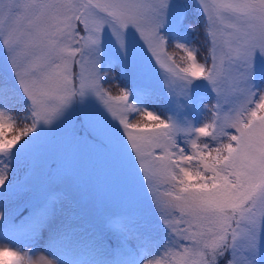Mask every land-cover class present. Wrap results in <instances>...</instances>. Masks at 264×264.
<instances>
[{"label":"snow or ice","instance_id":"obj_1","mask_svg":"<svg viewBox=\"0 0 264 264\" xmlns=\"http://www.w3.org/2000/svg\"><path fill=\"white\" fill-rule=\"evenodd\" d=\"M194 3L209 57L200 63L188 43H176L186 53V66L172 61L169 71L182 81L178 95L185 109L201 99L204 84L216 94L215 105H203L212 114V123L203 126L129 105L127 89L115 97L104 89V83L115 79L109 76L114 65L127 69L116 59L103 67L105 34L131 65L147 54L145 45L161 62L170 43L163 30L179 34L186 0H0V48L14 80L9 84L0 76V104L18 99L31 120L17 132L12 117L6 118V108H0V264H262L264 87L256 85L264 80V0ZM197 24L187 27L195 31ZM225 80L232 82L233 95L224 96L221 107ZM89 97L98 98L104 107L87 105ZM113 102L123 106L121 112H142L146 122L141 126L122 114L118 117ZM77 104L80 110L73 112ZM117 118L123 131L113 122ZM76 122L118 153L125 177L121 199L138 205L147 197L158 213L167 240L156 244L155 252L136 213L124 211L105 222L125 239L135 234L144 254L122 244L119 259H110L94 236L78 234L74 214L57 223L56 196L42 186L35 189L22 219L9 210V199L34 176L21 179L20 165L43 159L40 149L53 133L63 125L74 132ZM194 135L218 146L198 143ZM187 140L191 153L184 146ZM56 175L79 177L62 164ZM158 184L171 189L161 195ZM46 229L50 258H37L31 249L25 252L4 242L9 235L35 239ZM58 248L86 258L67 261Z\"/></svg>","mask_w":264,"mask_h":264},{"label":"rangeland","instance_id":"obj_2","mask_svg":"<svg viewBox=\"0 0 264 264\" xmlns=\"http://www.w3.org/2000/svg\"><path fill=\"white\" fill-rule=\"evenodd\" d=\"M186 3H188V7L179 34L174 35L168 28L163 30V34L170 42L166 48V54L161 55L160 58L165 65L164 67L161 66V62H158L156 57L152 56L151 51L147 50V45H145L147 54L144 53L136 65H131L128 61L122 60L119 48L111 42V37L107 33L105 34L103 67L107 68L108 63L116 59L120 60L121 64L127 65V69H122L120 64L114 65L109 76L115 77V79H110L104 83V89L112 97L121 95L122 90L127 89L131 92L129 105L136 104L138 108L153 111L161 118L173 116L181 121L186 118L189 123L195 126H203L204 123H212L210 118L212 114L203 108V105H208L209 108L215 105L217 103L216 94L210 92L204 82H197L204 84L201 90V99H198L193 107L185 109L181 105V97L178 95V85L182 81L169 71V67L173 66L172 61H175V64L180 67L186 66L185 59H182L186 53L176 48V43H188L196 51L197 61L200 63H205L206 58L209 57L204 29L200 24H197L201 19L200 13L194 0H186ZM188 24H197L196 30L190 31L187 27ZM129 31L130 33L134 32L132 29ZM180 31L184 32L180 33ZM168 57H171V60ZM207 62L210 64V60ZM76 70H79L78 67ZM0 75L7 77L9 84H14L11 73L7 69L6 54L2 48H0ZM256 86L264 87V80H258ZM231 89L232 82L225 80L221 85V107H223V97L233 95ZM22 104L16 98L11 103L0 104V108H6L4 109L6 118L10 114L13 115L12 120L16 125L17 132L21 130V127L27 126L28 122L31 123V120H28V113L25 114L27 117L23 115ZM86 104L93 107H104L102 101L96 97L87 98ZM80 107L79 104L74 105L73 112L79 111ZM122 107L121 104L113 102V108L117 111L118 117L122 114L129 123L141 126L146 122L142 112H121ZM105 111L107 110L105 109ZM108 115L109 119H112L111 113ZM113 122L119 125L118 118ZM119 126L123 131L122 125ZM209 131L211 132L212 129ZM192 138L201 144L207 142L213 147L218 146L210 138L196 135ZM222 139L227 143L226 137ZM184 146L189 153L193 151L191 140H187ZM40 151L43 159L36 161L29 159L18 168V175L21 179L34 172V176L26 188L8 201L9 210L13 211V214H18L19 219L27 215L28 202L35 197V189L42 186L56 196L55 207L59 211L57 223L63 220L66 214H74L76 216L75 226L79 230V235L94 236L100 244L101 240H105L111 247H121L123 244L144 254L143 250L139 249V240L135 234H130L125 239L115 233L111 227L106 226L105 218L111 221L118 214L128 211L138 214L143 225L141 230L150 233L153 241L151 246L153 252L156 251V244L162 241L166 243L167 233L158 226V213L152 211L147 197H144L140 204L133 205L123 201L119 196L125 183L121 160L118 153L102 137L96 138L90 129L76 122L74 132L70 125H63L58 128ZM59 164L76 173L79 177L56 175ZM157 188L163 195L171 189V185L158 184ZM13 199L14 202L11 206L9 203ZM4 242L11 243L16 248H22L25 252L31 249L37 258H50L51 240L47 229L35 239L30 240L22 235H9ZM103 247L106 248L107 246L103 245ZM57 250L62 253L67 261L84 259L80 255L74 258L75 252L72 249L58 248ZM110 251L116 253L111 248ZM117 258L119 259V256ZM261 261L264 264V251L261 253Z\"/></svg>","mask_w":264,"mask_h":264},{"label":"trees","instance_id":"obj_3","mask_svg":"<svg viewBox=\"0 0 264 264\" xmlns=\"http://www.w3.org/2000/svg\"><path fill=\"white\" fill-rule=\"evenodd\" d=\"M184 31H180V33H183ZM0 76H3V75H0ZM14 99V98H13ZM13 99H11L8 103H11L12 102V100ZM7 103V104H8ZM22 108H24V117H27V115H25V114H27V111H26V106L24 105V104H22ZM10 116L11 117H13V115L12 114H10ZM28 120H30L29 118H28ZM28 124H29V122H28ZM27 124V125H28ZM21 129H23V127H21ZM17 131V130H16ZM14 202V199L9 203V204H11V206L13 205L12 203ZM14 215H18V214H14ZM18 217H20V216H18ZM20 219H22V218H20ZM18 220V219H17ZM17 222H19V221H17ZM102 242H101V244L102 245H105V246H107L105 249H107L108 250V252L110 253V256H109V258L110 259H113V258H115V259H118L117 258V256H119V250H120V248L121 247H119V246H114V247H111V246H109V243L108 242H106L105 240H101ZM113 241H115V240H113ZM110 248L111 249H113L116 253H112L111 251H110ZM118 251V252H117ZM73 257L74 258H76L77 257V254L76 253H74L73 254ZM84 259L86 258V257H84V256H82Z\"/></svg>","mask_w":264,"mask_h":264}]
</instances>
